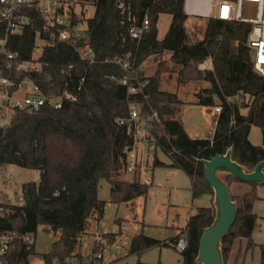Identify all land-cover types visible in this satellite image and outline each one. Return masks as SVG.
Listing matches in <instances>:
<instances>
[{
  "label": "trees",
  "instance_id": "trees-1",
  "mask_svg": "<svg viewBox=\"0 0 264 264\" xmlns=\"http://www.w3.org/2000/svg\"><path fill=\"white\" fill-rule=\"evenodd\" d=\"M75 1L81 7L78 17L87 13L86 6L95 10L92 17L76 20L82 28L86 23L78 45L88 42L97 57L94 63L82 60L71 45L59 41L53 29L45 30L43 14L36 4L22 8L29 22L7 41L8 50L18 52L20 60L43 63L42 69L31 77L48 99L39 111L17 110L11 126L0 130V168L16 165L36 169L41 176L39 181L23 182L22 202L12 201L6 195L0 198V205L5 208L0 215V232L15 230L20 236L31 237V241L18 238L12 243L8 253L11 264H31L35 256L46 264H117L105 263L103 257L97 256L105 245H94L85 254L80 248V237L91 217L101 219L104 215L107 201L98 197L102 179L110 181L109 201L113 203L132 206L149 191V183L124 177L128 153L135 147L133 130L119 122L129 115V101L139 104L145 116L158 114L159 121L153 120L152 133L158 147L170 158L168 166L182 169L191 178L194 198L209 194L213 199V188L199 159H209L232 148L233 159L249 168L264 160V76L251 63L245 43L247 23L203 18L204 37L194 41L185 25L190 17L184 11L185 0ZM164 13L170 14L172 20L165 37L159 39L157 22ZM145 18L149 19V29L140 40L132 39V23L139 24ZM151 56L157 69L147 76L141 66ZM116 57L129 60L137 70L138 74L133 75L135 84L148 80L137 94L128 95L127 87L121 83L125 72L112 62ZM207 59L212 61V68L201 71L199 65ZM171 64L180 67L179 84L206 83L195 92L192 103L221 106L211 135L190 136L179 117L185 100L176 91L162 88V76L172 71ZM18 76L23 78L25 73ZM65 93L75 99L66 98ZM51 98H61L62 106L56 108ZM252 127L260 128L262 144L250 141ZM153 163L166 165L157 158ZM228 181L238 212L223 238L225 264H230L236 241L245 239L247 249L256 245L253 231L258 215L254 204L260 199L257 184L235 176H229ZM236 183L243 190L234 192L232 187ZM214 216V207L210 205L198 207L189 217L182 233L187 238V246L180 252L182 264L196 263L201 236ZM40 226L59 232L51 250L42 254L35 247ZM116 236L105 233V243L116 242ZM159 244L158 240L139 234L132 238L128 253L141 255ZM259 248V264H264V242ZM136 264L164 263L139 260ZM231 264L245 262L236 258Z\"/></svg>",
  "mask_w": 264,
  "mask_h": 264
},
{
  "label": "rangeland",
  "instance_id": "rangeland-1",
  "mask_svg": "<svg viewBox=\"0 0 264 264\" xmlns=\"http://www.w3.org/2000/svg\"><path fill=\"white\" fill-rule=\"evenodd\" d=\"M88 7L86 6L85 8L88 9L87 16L90 18L94 15L95 10L92 6ZM171 20L170 14L164 13L160 15L157 22L159 39L165 37L170 28ZM205 24L206 20L201 17H188L185 25L194 41L204 37ZM84 27H86V23L83 24ZM36 53V55H39V50ZM164 58H167V55H164ZM141 68L147 76L152 75L157 69V63L151 56L143 62ZM171 68V72L167 71L162 76V88L168 91H176L186 101L181 105L179 117L189 135L194 138L209 136L214 128L207 123L209 120L207 112L203 106L194 104L191 101L194 100L195 92L206 86V83L179 84L177 73L180 67L171 64ZM156 127L159 130L162 128L159 123ZM252 140L262 142L260 128L252 127ZM146 150L147 148L142 149V146H140L137 150H132L128 153V164L136 163L137 168L141 170L138 172L126 169L125 179L141 182L149 180V183H151L148 194L138 197L134 208L126 203L110 202V181L104 178L99 183L98 197L107 201L105 212L101 219H91V225L88 228L89 233L86 234L89 242L85 244V251L89 252L94 246L96 234L100 236H104L105 233L117 234L116 242L106 244L102 250L105 263H109L113 259L118 260V264H136L139 260L145 262L176 261L180 252L168 245L150 248L141 255L129 254L128 248L132 238L139 234L149 235L160 240L175 235L173 226L185 227L189 214H193L196 207L199 206L196 205L195 199H192L190 178L182 170H176L171 173V169L168 167L154 166V152L151 150L150 154L146 155ZM156 155L160 161L169 163L168 155L161 148L157 147ZM40 178V171L36 169H27L16 165H7L0 168V198L2 195H6L12 201L22 202L21 186L23 182L29 180L39 181ZM232 190L238 192L243 189L236 183L233 185ZM259 211L260 214L264 215V202L261 203ZM259 229L261 232L260 238L256 237L263 240L264 221ZM58 237L59 232L46 231L40 226L35 236L37 252L42 254L50 251L53 242ZM242 252L243 241L238 240L234 245L229 263L231 264L236 258L241 262ZM248 261L249 263L260 261V249L258 246L255 245L252 251L249 252Z\"/></svg>",
  "mask_w": 264,
  "mask_h": 264
},
{
  "label": "built area",
  "instance_id": "built-area-1",
  "mask_svg": "<svg viewBox=\"0 0 264 264\" xmlns=\"http://www.w3.org/2000/svg\"><path fill=\"white\" fill-rule=\"evenodd\" d=\"M0 130L11 126L15 112L24 110L27 112L39 111L47 102V97L43 93L41 86L33 80L31 74L42 69L43 63L38 60H20V55L16 51H9L7 48L8 37L20 32L29 17L22 11L23 7H31L34 4L40 9L44 17V28L46 31L53 29L57 39L71 45L80 55L81 59L90 63L97 60L94 49L86 42L78 45L79 39L83 37V28L76 23L77 18L84 20L88 17L78 14L81 7L75 0H0ZM184 11L188 16L202 18H214L229 22H243L248 24L245 43L250 51L251 63L254 70L264 76V0H185ZM149 19L145 18L141 23L135 21L130 28V37L140 40L144 33L149 29ZM125 72L121 83L127 87L128 95L137 94L140 89L148 83H134L137 70H134L129 60L116 57L113 59ZM212 68V61L206 60L199 65L200 70ZM25 73L23 78L18 73ZM81 79V81H83ZM66 98L75 99L72 94L65 93ZM130 98V97H129ZM128 98V100H129ZM50 102L59 108L62 106L61 98H51ZM221 112V106H213L214 119L216 124ZM158 120V114L153 112L145 116L139 104L129 101V115L120 119V124H127L133 130L135 147L147 148L146 155L152 150L155 154L158 147L157 139L152 133L153 120ZM213 133V132H211ZM137 159V156H136ZM129 171H140L137 164L129 163ZM149 183V180L145 181ZM5 213V208L0 205V215ZM23 238L31 241L30 235L20 236L13 230L0 232V264H11L8 256L12 243ZM104 236L95 235L96 246L106 245ZM164 245L171 246L182 252L187 246L185 234L166 240ZM102 251L97 253L102 256Z\"/></svg>",
  "mask_w": 264,
  "mask_h": 264
},
{
  "label": "water",
  "instance_id": "water-1",
  "mask_svg": "<svg viewBox=\"0 0 264 264\" xmlns=\"http://www.w3.org/2000/svg\"><path fill=\"white\" fill-rule=\"evenodd\" d=\"M204 165L207 181L213 188V222L204 229L195 264H225L223 238L228 235L237 218L238 203L232 198L229 176L247 183L264 184V160L249 168L232 157V148L209 159H199Z\"/></svg>",
  "mask_w": 264,
  "mask_h": 264
},
{
  "label": "crops",
  "instance_id": "crops-1",
  "mask_svg": "<svg viewBox=\"0 0 264 264\" xmlns=\"http://www.w3.org/2000/svg\"><path fill=\"white\" fill-rule=\"evenodd\" d=\"M186 102V101H185ZM203 108L205 109V111L207 112V116L209 117V120L207 121V123H208V125L209 126H211V127H213L214 129H215V126H216V124H214V122L212 121L213 119H214V113H213V107H208V106H203ZM209 114V115H208ZM214 131V130H213ZM212 132V131H211ZM211 135V134H210ZM249 138H250V141L253 143V144H255V145H260V144H262L263 143V141L260 143L259 141H257V140H252V129H251V131H250V136H249ZM169 157V156H168ZM154 158H157L158 159V157H157V155H156V152H155V154H154ZM161 162H163V161H161ZM163 163H165V162H163ZM166 165H163V166H165V167H168L169 169H171L170 170V172L171 173H173V172H175L176 170H182V169H179V168H172V167H170V166H168V164H170V158H169V163H165ZM183 171V170H182ZM139 172V171H138ZM184 172V171H183ZM185 173V172H184ZM186 174V173H185ZM187 175V174H186ZM188 176V175H187ZM189 177V176H188ZM190 178V177H189ZM190 181H191V187H190V189H191V194H192V199L194 200L195 199V203H196V205H199V206H197L196 207V209H195V211H194V213L196 212V210H197V208L198 207H202V206H210V205H212V196L211 195H209V194H205V195H202L201 197H198V198H194L193 197V192H192V180H191V178H190ZM151 183H149V185H150ZM257 191H258V195H259V197H260V199H258L256 202H255V204H254V211L256 212V214L258 215V220H257V226H256V228L254 229V231H253V239H254V242L256 243V246H258L259 247V244H261V243H263L264 242V239L262 240V239H258L257 237H259L260 238V235H261V232H260V229H259V227H261L262 225H263V221H264V215H262V214H260L259 212V208L261 207V203L262 202H264V184L263 185H258L257 186ZM149 192V191H148ZM148 194V193H147ZM144 196H146V195H144ZM197 201V202H196ZM201 201V202H200ZM135 202H136V200H135ZM135 202H134V205H135ZM199 202V203H198ZM134 205H130L132 208H134ZM193 213V214H194ZM193 214H191V215H193ZM190 214H189V216H188V218H187V223H188V220H189V217L191 216ZM93 218H95V219H97L96 217H92V218H90L89 219V225H88V227H87V229L85 230V232L81 235V237H80V248L82 249V251L85 253V254H89L90 252H91V250L89 251V252H86L85 250H86V248H85V244H87V242H89V241H87L88 239H87V235L86 234H88L89 233V230H88V228H89V226L91 225V219H93ZM187 223H186V225H185V227H180V226H178V225H174L173 227H174V229H175V235H172V236H169V237H167V238H165V239H163V240H160V239H157V238H154V237H151V236H149V235H146V236H148V237H151V238H153V239H155V240H158L159 242H161V244H159V245H155V246H152V247H150V248H156L157 246L159 247V246H163L164 245V242L166 241V240H169V239H172V238H175V237H177V236H179L180 234H182L183 233V231H185L186 230V228H187ZM260 233V234H259ZM145 235V234H144ZM257 236V237H256ZM264 236V235H263ZM264 238V237H263ZM241 241H243V252H242V261H244L245 262V264H259L260 263V261L258 262H255V263H249V261H248V254H249V252L250 251H252V248L251 249H247V241L245 240V239H241ZM130 247V246H129ZM93 248V247H92ZM149 248V249H150ZM260 249V248H259ZM148 250V249H147ZM233 250H234V248H233ZM250 250V251H249ZM113 261H115L117 264H118V260H115V259H113V260H111V261H109V262H113ZM143 262H145V261H143ZM157 262H159V261H157ZM182 262H183V257H182V255H181V253H180V255H179V258H177L176 259V261H172V262H166V261H164L163 260V262L162 263H164V264H172V263H175V264H182ZM146 263H156V262H147L146 261ZM31 264H46L45 262H44V260L43 259H41V257L40 256H35V257H32L31 258Z\"/></svg>",
  "mask_w": 264,
  "mask_h": 264
}]
</instances>
